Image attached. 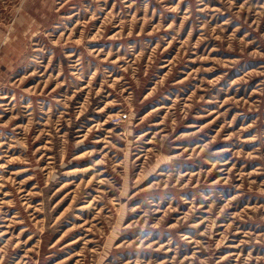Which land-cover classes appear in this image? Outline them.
I'll return each mask as SVG.
<instances>
[{
	"label": "rangeland",
	"instance_id": "obj_1",
	"mask_svg": "<svg viewBox=\"0 0 264 264\" xmlns=\"http://www.w3.org/2000/svg\"><path fill=\"white\" fill-rule=\"evenodd\" d=\"M0 264H264V0H0Z\"/></svg>",
	"mask_w": 264,
	"mask_h": 264
},
{
	"label": "bare ground",
	"instance_id": "obj_2",
	"mask_svg": "<svg viewBox=\"0 0 264 264\" xmlns=\"http://www.w3.org/2000/svg\"><path fill=\"white\" fill-rule=\"evenodd\" d=\"M43 42V41H42Z\"/></svg>",
	"mask_w": 264,
	"mask_h": 264
}]
</instances>
